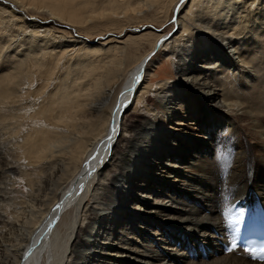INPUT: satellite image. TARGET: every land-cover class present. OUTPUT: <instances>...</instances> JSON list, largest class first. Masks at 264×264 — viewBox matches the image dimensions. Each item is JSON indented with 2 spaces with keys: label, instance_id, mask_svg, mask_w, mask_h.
Listing matches in <instances>:
<instances>
[{
  "label": "bare ground",
  "instance_id": "6f19581e",
  "mask_svg": "<svg viewBox=\"0 0 264 264\" xmlns=\"http://www.w3.org/2000/svg\"><path fill=\"white\" fill-rule=\"evenodd\" d=\"M262 1L0 0V264H264L223 253L264 206Z\"/></svg>",
  "mask_w": 264,
  "mask_h": 264
},
{
  "label": "rangeland",
  "instance_id": "374dc122",
  "mask_svg": "<svg viewBox=\"0 0 264 264\" xmlns=\"http://www.w3.org/2000/svg\"><path fill=\"white\" fill-rule=\"evenodd\" d=\"M262 7H264V0L259 4V6H258V8L257 9H261ZM254 10H256V9H254ZM98 24V23H97ZM155 25V24H154ZM153 25V26H154ZM167 26V25H166ZM165 26V27H166ZM58 27V26H57ZM155 27H157V25H155ZM103 29L104 27H100L99 29ZM55 29H58V28H55ZM76 29V28H75ZM66 30H68L69 32H71L73 35V37H75L76 39L75 40H84V39H82V38H79L78 37V35L77 34H75V32L72 30V31H70L69 29H67L66 28ZM98 30V29H97ZM97 30L95 31H93V32H97ZM168 30H170V27H167V28H165L164 29V31H168ZM77 31H80L78 28H77ZM142 33V32H141ZM91 34H93V33H91ZM137 35H139V34H135V33H133L132 34V36L133 37H136ZM87 36V35H86ZM128 36V35H127ZM126 36V37H127ZM131 36V37H132ZM106 37V36H105ZM125 37V38H126ZM92 39H94L95 38V36L94 37H91ZM124 38V39H125ZM77 40V41H78ZM95 42L96 41H98V38L97 39H95L94 40ZM119 41H123V40H119ZM115 45L116 44H113V45H111L110 47H115ZM23 47V46H22ZM20 49V50H19ZM18 50H17V52H15V51H12L11 52V54H9V57H8V59H7V57L6 58H4L3 60H2V62H0V75H4V74H6V73H8L9 71H10V68H11V65L12 64H14L19 58H18V56L17 55H24L25 53H26V50L24 49V48H19ZM141 50H142V47L140 48ZM164 50V49H163ZM162 50V51H163ZM56 52H59V51H56ZM255 52V50L253 51V53ZM142 53H143V50H142ZM165 53H166V51H165ZM136 54H138V52L137 53H135V55L133 56V59L134 58H136ZM160 54V53H159ZM138 56V55H137ZM76 62H78V60L75 58V59H73V60H71V62L70 63H67L66 65L67 66H69V67H73V72L70 74V76H69V79H70V82L72 83V85L74 84V82H75V80H76V71H77V68H75L74 66H75V64H76ZM176 62L177 61H160L159 59H158V61H156V63H154L153 65H151V67H150V69H149V76L145 79V83H151L152 82V84H151V86H153L154 87V89H158L159 87H160V85H162V84H167L168 86H170V87H179V85H182L181 83H182V81H180V79H179V77L177 76V74H176V70H175V67H174V64H176ZM13 67V66H12ZM154 72H156V76L153 78V79H151V77H152V75H153V73ZM67 76V75H66ZM142 78H144V77H142ZM179 83V84H177V83ZM181 82V83H180ZM71 85V86H72ZM58 89V88H57ZM65 89V87L63 86V87H61V89H60V91L61 90H64ZM261 90V93H262V96L264 97V88H261L260 89ZM260 90H259V92H260ZM56 92H57V90H55V91H53L52 93H51V98H50V102H52L55 98V94H56ZM59 92V91H58ZM57 92V93H58ZM253 93V92H252ZM251 93V94H252ZM258 93V92H257ZM257 93L256 92H254L253 94H255L257 97H259L260 95H257ZM259 94V93H258ZM154 96H155V94H152L151 95V97L152 98H154ZM254 95H252V97H253ZM258 102V101H257ZM256 102V103H257ZM40 104L42 103V100H40V102H39ZM48 102L46 101L44 104H47ZM247 103L249 104V106H251V107H253V108H255L256 109V107H255V104L256 103H254L252 100H250V101H247ZM43 104V105H44ZM118 104V103H117ZM247 104V105H248ZM113 111H114V109H113ZM129 114V113H128ZM238 115H240V113L238 114ZM261 116V115H260ZM194 119V118H193ZM192 119V120H193ZM260 119H264V115H262L261 117H260ZM130 119H128V121H129ZM194 121V120H193ZM190 123H193L192 121H189ZM168 125H172L171 124V122L170 121H168ZM174 129V128H173ZM171 131V133L173 132V130H170ZM198 135H199V133H192V135L189 137V139H196L197 137H198ZM31 172V171H30ZM159 173L160 172H158V171H155V174L154 173H152V176H153V178L155 177V175L156 174H158V176L155 178V179H157V180H159L160 181V177H159ZM163 176V175H162ZM166 183V180H164V179H162V184H165ZM18 187V185L16 186V188ZM18 191H21V192H23V194H26L27 193V191H25V189H23V188H21L20 190L19 189H17ZM60 194H61V192H59ZM14 195H12V197H13ZM141 218H143V215L142 214H138ZM135 240H137V239H135Z\"/></svg>",
  "mask_w": 264,
  "mask_h": 264
},
{
  "label": "snow or ice",
  "instance_id": "6c2138e0",
  "mask_svg": "<svg viewBox=\"0 0 264 264\" xmlns=\"http://www.w3.org/2000/svg\"><path fill=\"white\" fill-rule=\"evenodd\" d=\"M229 107H236L235 105H230ZM25 191H27V189H25ZM238 245L235 241L231 242L230 247L228 248V251L231 252L234 249H237ZM242 251H247V249H241Z\"/></svg>",
  "mask_w": 264,
  "mask_h": 264
},
{
  "label": "water",
  "instance_id": "95a60500",
  "mask_svg": "<svg viewBox=\"0 0 264 264\" xmlns=\"http://www.w3.org/2000/svg\"><path fill=\"white\" fill-rule=\"evenodd\" d=\"M156 50V49H155Z\"/></svg>",
  "mask_w": 264,
  "mask_h": 264
}]
</instances>
